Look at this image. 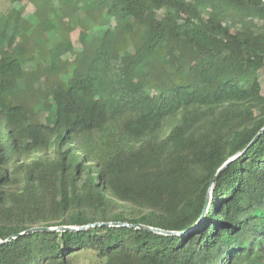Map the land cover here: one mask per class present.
<instances>
[{"label": "trees", "instance_id": "obj_1", "mask_svg": "<svg viewBox=\"0 0 264 264\" xmlns=\"http://www.w3.org/2000/svg\"><path fill=\"white\" fill-rule=\"evenodd\" d=\"M8 1L0 241L91 227L13 239L0 245V264H72L86 252L116 264H264V133L246 150L264 128V95L254 92L264 31L251 22L264 5L59 0L66 18L85 4L95 27L85 30L100 40L78 55L42 0L31 18L47 22L44 43L21 26L30 0ZM105 223L178 234L96 225Z\"/></svg>", "mask_w": 264, "mask_h": 264}, {"label": "rangeland", "instance_id": "obj_2", "mask_svg": "<svg viewBox=\"0 0 264 264\" xmlns=\"http://www.w3.org/2000/svg\"><path fill=\"white\" fill-rule=\"evenodd\" d=\"M44 8L48 11L49 14H54L55 16L61 18L59 21L58 33H60L61 39L64 42L72 43L76 49H78L77 54L80 55L81 49L86 50H96L99 46L100 40L94 33H87L85 28L94 27V25L86 18L85 11L87 6L85 4H81L80 11L77 15L72 17H64V11L59 4V0H42ZM41 5L40 0H30L27 3H24V13L21 20V26L23 28H30L32 30V36L35 40H39L40 42L45 41V37L43 33L49 29L47 22L41 24L38 22H34L32 20V16L34 15L36 9ZM10 7V2L8 0H0V12L5 13L8 8ZM207 16H211L210 12H206L202 10ZM220 21V20H219ZM115 20L112 24H115ZM253 24L256 25L257 31H264V16L258 17L251 21ZM230 30L235 32L237 29L241 27V23L231 17L230 22H228ZM88 34V35H87ZM87 36V37H86ZM82 37H86L85 42L81 41ZM44 43V42H42ZM29 60H33L31 55L27 56ZM66 57L63 58L66 59ZM77 63L78 61H73ZM47 70V69H46ZM44 71V70H43ZM257 75V79L254 85V92L257 97H262L264 95V69L255 70ZM27 78L35 75L38 77L42 76L41 72L37 71H27L26 72ZM44 103V107L50 109L53 107L52 104L48 103L45 97L42 98ZM213 188V187H212ZM212 198V194L210 192L207 205H209ZM116 260H108V261H100L97 260L94 255L90 252L81 253L75 256L72 261V264H116Z\"/></svg>", "mask_w": 264, "mask_h": 264}, {"label": "water", "instance_id": "obj_3", "mask_svg": "<svg viewBox=\"0 0 264 264\" xmlns=\"http://www.w3.org/2000/svg\"><path fill=\"white\" fill-rule=\"evenodd\" d=\"M264 133V128L259 132V134L255 137V139L252 141V143L247 147L246 150H248L251 146H253L257 140L262 136V134ZM245 150V151H246ZM236 158L230 159L226 164H224V166L222 168L219 169L216 178L214 179V181L212 182V184L216 181V179L220 176V174L225 170V168L227 167V165L234 161ZM209 198V196H208ZM208 202V199H207ZM96 225H105V226H128V227H132V228H137V229H142V230H148L151 232H155V233H159V234H166V235H174V234H178V233H174V232H167L161 229H156V228H151V227H147V226H143V225H129V224H124V223H105V224H96ZM91 226H84V227H80V228H76V227H54V228H44V227H39V228H32L26 232L17 234V235H13L10 238H8L5 241H0V245L2 244H6L10 241H12L13 239L19 238L21 236L30 234V233H34V232H60V231H81V230H86ZM186 234V233H184Z\"/></svg>", "mask_w": 264, "mask_h": 264}, {"label": "built area", "instance_id": "obj_4", "mask_svg": "<svg viewBox=\"0 0 264 264\" xmlns=\"http://www.w3.org/2000/svg\"><path fill=\"white\" fill-rule=\"evenodd\" d=\"M259 2H260L262 5H264V0H259Z\"/></svg>", "mask_w": 264, "mask_h": 264}]
</instances>
